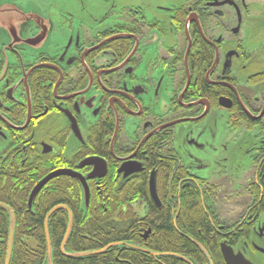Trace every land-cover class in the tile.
Returning <instances> with one entry per match:
<instances>
[{"label": "flooded vegetation", "instance_id": "flooded-vegetation-1", "mask_svg": "<svg viewBox=\"0 0 264 264\" xmlns=\"http://www.w3.org/2000/svg\"><path fill=\"white\" fill-rule=\"evenodd\" d=\"M90 204L104 264H264V0H0V230Z\"/></svg>", "mask_w": 264, "mask_h": 264}, {"label": "trees", "instance_id": "trees-1", "mask_svg": "<svg viewBox=\"0 0 264 264\" xmlns=\"http://www.w3.org/2000/svg\"><path fill=\"white\" fill-rule=\"evenodd\" d=\"M74 184V183H73ZM76 200L79 205V193L78 189L76 192ZM64 202V198H62ZM73 211L72 219L73 224L70 231V234L65 243V250L68 252H81L86 251L87 249L95 248L96 244L91 237L98 236L99 230H94L89 227H82V223L94 221V214H91V211H94L95 208L92 204L89 205L88 209H83ZM87 210V211H86ZM84 213V214H83ZM94 213V212H93ZM67 216L65 212H62L58 219L54 220L53 226H48V235L50 240V247L52 248V259L54 264H104V260L101 255L93 256H84V257H73L66 258L61 257L59 253V245L63 239V235L66 232L67 228ZM2 237L4 239V244L1 246V264L4 262V257L6 255L7 248V238L8 230H0ZM44 229H21L14 230V237L11 250V258L9 264H44L47 260V245L45 239ZM124 236V233H123ZM164 237V236H163ZM32 240V245L22 241L21 239ZM101 238V237H100ZM89 239V240H88Z\"/></svg>", "mask_w": 264, "mask_h": 264}, {"label": "water", "instance_id": "water-1", "mask_svg": "<svg viewBox=\"0 0 264 264\" xmlns=\"http://www.w3.org/2000/svg\"><path fill=\"white\" fill-rule=\"evenodd\" d=\"M64 173L66 174H69L68 171H63ZM61 172V173H63ZM50 177H52V175L50 176H47L45 179H43V181H41L40 183H38L35 188L33 189V192L31 193V197L32 198L34 196V194H36L37 190L39 189L40 185L43 184L45 181H47ZM81 184L83 185V206L85 207L87 205L86 202H88V190H87V187H86V184L84 182V180H80ZM151 190V193H152V198L153 200H155L156 202L158 201L157 200V197L154 193V184L153 182L150 183V188ZM51 214V212L48 214L47 218L49 217V215ZM9 236H8V242H7V250H6V259H5V264H9V261H10V256H11V248H12V243H13V235H14V220H13V216H12V213H10V222H9ZM72 223V217L71 215L69 214V223L67 224L68 227H67V230H66V233L64 235V239L62 241V244H61V251L63 252V247H64V244L66 242V238L68 237L69 235V232H70V229H71V224ZM45 234H46V242H47V248H48V255H47V264H53V261H52V258H51V250H50V244H49V237H48V231L47 229L45 228ZM223 251V255L225 257V259H229L231 257V254H229L227 251H224V249L222 250ZM103 251H96V252H82V253H65V257H69V258H73V257H84V256H88V255H92V254H98L101 253Z\"/></svg>", "mask_w": 264, "mask_h": 264}, {"label": "rangeland", "instance_id": "rangeland-1", "mask_svg": "<svg viewBox=\"0 0 264 264\" xmlns=\"http://www.w3.org/2000/svg\"><path fill=\"white\" fill-rule=\"evenodd\" d=\"M30 244H32V243L30 242Z\"/></svg>", "mask_w": 264, "mask_h": 264}]
</instances>
